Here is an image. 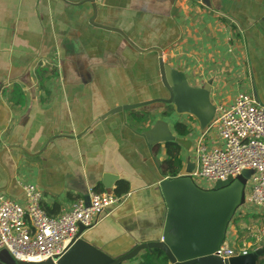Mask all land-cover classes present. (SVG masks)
I'll list each match as a JSON object with an SVG mask.
<instances>
[{
	"label": "crops",
	"instance_id": "crops-1",
	"mask_svg": "<svg viewBox=\"0 0 264 264\" xmlns=\"http://www.w3.org/2000/svg\"><path fill=\"white\" fill-rule=\"evenodd\" d=\"M159 58L189 86L208 84L215 108L240 91L264 105V0H0V193L23 204L33 184L49 215L91 192L123 194L80 237L114 257L159 239L165 142L177 140L182 174L205 130L161 101Z\"/></svg>",
	"mask_w": 264,
	"mask_h": 264
},
{
	"label": "built area",
	"instance_id": "built-area-1",
	"mask_svg": "<svg viewBox=\"0 0 264 264\" xmlns=\"http://www.w3.org/2000/svg\"><path fill=\"white\" fill-rule=\"evenodd\" d=\"M211 128L220 140L218 145L208 146L206 142ZM195 152L190 176L205 188L217 180L235 178L244 170L251 171L246 201L260 209L264 223V105L253 93L240 91L230 104L216 106ZM22 187L23 204L0 193V250H7L16 261L23 262H56L80 237V226H94L103 213L125 198L114 192H91L88 202L78 198L63 213L49 215L42 206L41 190L30 183ZM249 251L223 243L215 254L228 258Z\"/></svg>",
	"mask_w": 264,
	"mask_h": 264
},
{
	"label": "water",
	"instance_id": "water-1",
	"mask_svg": "<svg viewBox=\"0 0 264 264\" xmlns=\"http://www.w3.org/2000/svg\"><path fill=\"white\" fill-rule=\"evenodd\" d=\"M158 53L160 57V51ZM159 67L162 81L169 92V97L161 101L172 104L177 113L195 116L201 128L207 127L215 115V106L209 100L210 86H189L181 73L166 70L160 58ZM143 104L120 106L110 112ZM192 169L187 168L182 174L162 178L158 182L166 214L162 235L157 240L141 242L114 257L79 237L56 262L16 261L7 250L1 249L0 264H124L142 251L153 248L162 250L169 264H258V258L264 255V243L246 254L228 258L215 254L218 247L225 243L227 228L237 209L246 201V184L251 171L244 170L235 178L217 180L211 187L205 188L191 178ZM84 199L89 201L88 196ZM84 229L80 226L78 235Z\"/></svg>",
	"mask_w": 264,
	"mask_h": 264
},
{
	"label": "rangeland",
	"instance_id": "rangeland-1",
	"mask_svg": "<svg viewBox=\"0 0 264 264\" xmlns=\"http://www.w3.org/2000/svg\"><path fill=\"white\" fill-rule=\"evenodd\" d=\"M210 132L216 133L215 129L211 128ZM209 133V132H208ZM207 137V135H206ZM199 186L205 187L203 183L195 181ZM249 183L246 184V194L248 192ZM237 210L249 213L245 218H236L237 226V247L246 248L250 251L264 243V223L261 218V213L255 205L245 201ZM237 213V212H236ZM230 228V226H229ZM249 251V252H250ZM259 264H264V257L259 260Z\"/></svg>",
	"mask_w": 264,
	"mask_h": 264
},
{
	"label": "trees",
	"instance_id": "trees-1",
	"mask_svg": "<svg viewBox=\"0 0 264 264\" xmlns=\"http://www.w3.org/2000/svg\"><path fill=\"white\" fill-rule=\"evenodd\" d=\"M175 129L180 134H187V131L183 129V126L180 123H176ZM165 149L167 151V157L161 163V169L166 176L175 177L179 174L181 168V160L179 156L180 146L175 140L166 141ZM235 215L232 218V222L236 221ZM138 256L139 258L135 264H169L167 257L165 256L164 252L160 249L153 248L151 250H145L142 251V253ZM263 257L264 255L258 258V264L259 260Z\"/></svg>",
	"mask_w": 264,
	"mask_h": 264
}]
</instances>
